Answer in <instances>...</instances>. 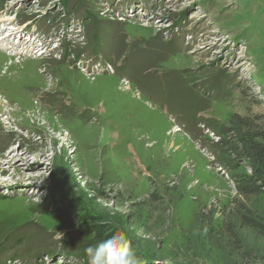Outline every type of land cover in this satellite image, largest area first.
Returning <instances> with one entry per match:
<instances>
[{"label":"rangeland","instance_id":"rangeland-1","mask_svg":"<svg viewBox=\"0 0 264 264\" xmlns=\"http://www.w3.org/2000/svg\"><path fill=\"white\" fill-rule=\"evenodd\" d=\"M0 12L1 260L88 264L100 231L139 264H264V235L239 220L241 205L264 221V193L240 194L233 176L252 172L228 152L264 131V0Z\"/></svg>","mask_w":264,"mask_h":264},{"label":"trees","instance_id":"trees-1","mask_svg":"<svg viewBox=\"0 0 264 264\" xmlns=\"http://www.w3.org/2000/svg\"><path fill=\"white\" fill-rule=\"evenodd\" d=\"M70 51H66L67 55H70ZM252 132V131H250ZM246 132L242 137L238 139V142L234 145H230L228 152L230 154L235 155V157L239 160H243V162L250 168L252 172V176H246L241 174H236L233 176L234 182L237 184V189L240 191L244 197H257L260 194L264 193V131L260 133H250ZM260 182V185L256 183ZM245 209L244 212H239V220L243 227L250 229L252 231L257 232L260 235H264V221H261L253 216V212L250 209L242 207ZM211 216V215H210ZM209 214L204 215V226L203 232L206 234V237H216L211 235V229L209 228L210 219ZM199 217H202L201 212L199 211L196 214L194 221L195 222ZM208 229V231H206ZM213 233V231H212ZM95 238L100 240L104 238L103 234L100 231H95ZM228 238L232 239L233 245L238 249L241 243V238L237 232L232 229H228ZM212 242L213 238L208 239ZM232 248V247H231Z\"/></svg>","mask_w":264,"mask_h":264},{"label":"clouds","instance_id":"clouds-1","mask_svg":"<svg viewBox=\"0 0 264 264\" xmlns=\"http://www.w3.org/2000/svg\"><path fill=\"white\" fill-rule=\"evenodd\" d=\"M88 264H139L135 249L124 233H115L84 249Z\"/></svg>","mask_w":264,"mask_h":264},{"label":"bare ground","instance_id":"bare-ground-1","mask_svg":"<svg viewBox=\"0 0 264 264\" xmlns=\"http://www.w3.org/2000/svg\"><path fill=\"white\" fill-rule=\"evenodd\" d=\"M23 38H24V37H23ZM25 40H26V38H25ZM26 44H27V43H26ZM26 44H25V45H26ZM174 132H176V131H174Z\"/></svg>","mask_w":264,"mask_h":264}]
</instances>
